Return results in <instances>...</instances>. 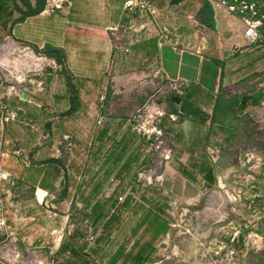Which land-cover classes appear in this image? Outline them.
I'll return each instance as SVG.
<instances>
[{
  "label": "crops",
  "instance_id": "obj_1",
  "mask_svg": "<svg viewBox=\"0 0 264 264\" xmlns=\"http://www.w3.org/2000/svg\"><path fill=\"white\" fill-rule=\"evenodd\" d=\"M58 1L62 0H45L39 14L22 19L26 11L22 0H0V35L28 47L27 55L33 54L34 48L36 51L46 46L60 49L70 76L78 78L76 81L80 86L99 85L104 64L111 65L114 92L111 96L95 97V102L100 104L97 122L101 118L102 123L98 125L96 122L98 126L94 135L86 127L80 129L85 157L90 152L95 165L109 166L116 176L121 175L122 178L128 177L126 174L134 165H145L151 159L149 154L154 148L128 124L137 105H142L141 93L136 95L134 88L139 83L131 76L137 60L145 62L147 70L163 80L165 87L170 90L172 87L166 103L160 108L151 107L162 109L167 116H174V120L165 117L161 121L164 150L157 163L164 166L159 177L165 180L164 192L170 194V199L194 197L192 201H198L201 195L204 196L200 190L222 187L223 178L219 174L223 168L241 166L246 169L245 158L250 151L255 153V167L264 169V163L257 156V151L263 148L257 134L264 124V22L260 29L262 40L252 43L244 38V27L237 17L211 5V28L204 26L196 16L195 24L199 27L190 31L187 26L184 29L169 27V30L161 22L152 36L144 31L133 35L127 32L131 27H126L123 34L116 25L107 30L96 18V13L86 10L87 6L98 5L102 10L110 0H98L94 5L88 0H64L60 10H49V6ZM249 1L257 2L259 13L264 15V0ZM27 2L32 9L38 5L36 0ZM168 2L178 7L181 1ZM160 11V17L166 16ZM178 18L181 20V16ZM122 21L124 19L120 18L117 23ZM149 24L144 23L140 29L145 30ZM162 28L168 29V34H164ZM41 59L34 60L31 68L40 69L48 60L55 61L46 56ZM17 68L21 69V66ZM45 78L48 80L49 76ZM155 78L153 86L159 80ZM21 81L16 84L20 85ZM143 82L148 86L151 84L148 80ZM23 92L19 91L20 99ZM26 94L29 98L30 94ZM67 97L69 106L66 111L70 108L69 93ZM172 97L179 98L180 104H171ZM104 100H110L111 107L116 108L115 113L105 109ZM82 101L86 102L85 97ZM78 111L86 112L83 108L81 110V105ZM28 117H32V113L22 111L18 121L2 133L0 152L19 154V161L14 157L17 163L9 160L0 162V169L8 175L0 183L18 182L32 187L36 200V191L42 188L47 193L45 199H53L55 189L48 183L53 179L50 170L63 165L60 151H56L58 155L53 151L55 130L52 133L29 126L25 122ZM61 135L68 140L66 145L69 146L73 141L72 135H68L66 130ZM47 138L48 141H44ZM27 159H30L29 165L25 164ZM54 159L58 160L57 164ZM100 184L89 195L96 196ZM195 189H198L197 194ZM67 196L68 193L63 192L57 195V200H67ZM68 208L72 211V206ZM161 211L176 212L177 206L169 203L161 207ZM261 228L264 229V223ZM253 234L259 239L254 250L245 248L242 264L249 260L250 264H264V233Z\"/></svg>",
  "mask_w": 264,
  "mask_h": 264
},
{
  "label": "rangeland",
  "instance_id": "obj_2",
  "mask_svg": "<svg viewBox=\"0 0 264 264\" xmlns=\"http://www.w3.org/2000/svg\"><path fill=\"white\" fill-rule=\"evenodd\" d=\"M88 1L90 4L98 3V0ZM110 1L102 10H99V5L87 6L86 10L96 13V18L107 30H112L116 25L123 34L126 27H131L127 32L133 35L143 31L147 35H154L149 19L146 21L138 13L123 11L124 0ZM149 1L166 15L157 19L156 28L161 22L169 30L187 26L190 31L199 27L195 22L196 16L199 21L201 17L200 0H182L178 7L168 0ZM178 16H181V20ZM120 18L124 21L118 24ZM144 23H150L146 26L149 29H140ZM27 48L0 35V104L8 112L17 114L21 110L32 113V117L25 119L29 126L52 133L55 130L53 151H60L63 165L50 170L53 179H49L48 183L55 189L53 199H45V190L37 189L36 197L40 203L33 196L32 187L18 182L0 183V202L5 220V228L0 233V264H64L71 256V235H74L73 243L80 247L82 254H88L87 264H137L134 256L146 245L145 254L149 258L143 264H225V257L215 256L220 240L242 251L236 258V264H242L245 248L250 251L256 247L253 242L258 238H254L253 233H264L261 228L264 223V169L255 167L254 151L246 154V169L241 166L223 168L219 174L223 178L222 187L199 189L204 196L201 195L198 201H192L194 197L170 199V194L164 192L166 182L159 177L164 166L157 164L164 150L162 138L155 141L142 136L154 148L149 154L151 159L145 165H134L126 178L116 176L111 167L95 165L90 152L84 156L80 136V129L86 127L94 135L98 126L97 109L100 104L95 102V97L111 96L114 92L111 65L104 64L99 85L80 86L76 81L78 78H72L78 89L81 110L83 108L86 112L77 111L72 116L62 117L69 106L63 68L52 60H48L40 69L31 68L34 60H43L41 58L44 56L36 51L27 55ZM18 65L21 69L17 68ZM146 67L145 62L135 61L131 76L139 83L134 88L136 95L141 93L142 105H137L129 120L146 109L152 114L160 110L165 113L163 118H169L162 109L151 107L160 108L166 103L172 94V87L171 90L165 87V82ZM46 75L49 76L48 80ZM154 77L159 80L153 86ZM145 80L151 82L150 86L143 82ZM18 81H21L20 85L16 84ZM11 88L15 94L5 97L4 94ZM19 91L29 93L30 97L21 100ZM84 97L86 102L82 101ZM103 103L109 113L116 112L110 100ZM17 121L18 116L7 123L3 131ZM128 124L133 127V122L129 121ZM64 130L73 137L69 146L66 145L68 140L61 135ZM257 138H261L263 147L257 151V156L264 163V124ZM44 141H48V138ZM160 143L161 148H155ZM7 155V158L0 160L1 163L8 160L17 163L14 157L19 161V154L16 156L7 152ZM25 162L29 165L30 159ZM82 176L86 179L82 180ZM98 183L101 184L97 195H89ZM63 192L68 193L67 200H57V195ZM194 193L197 194L198 189ZM169 203L176 205L177 211L163 213L161 207ZM68 206H72V211ZM163 221L168 222V228L157 234ZM235 234L239 241L231 243ZM62 243L67 246L60 251ZM80 260V257L73 258L74 264H79ZM249 261L246 264H250Z\"/></svg>",
  "mask_w": 264,
  "mask_h": 264
},
{
  "label": "built area",
  "instance_id": "obj_3",
  "mask_svg": "<svg viewBox=\"0 0 264 264\" xmlns=\"http://www.w3.org/2000/svg\"><path fill=\"white\" fill-rule=\"evenodd\" d=\"M212 6H217L223 8V10L230 16H235L239 19L240 23L244 27V38L248 41L254 43L262 40V36L260 34V29L263 26L264 15H261L258 10V4L255 1L249 0H207ZM64 0L58 1L57 3L49 6V10L56 11L62 8ZM124 11L128 14L138 13L141 18H146L151 20V24L153 29L156 28L157 19L161 16L160 9L149 0H125L124 1ZM146 27V26H145ZM149 29V28H145ZM162 32L164 34H168V29L162 28ZM11 88L7 93L4 94L5 97L9 98L13 94H15V90ZM1 101V98H0ZM147 110V109H146ZM146 110L139 114L136 118H131V122H133V130L142 136L146 137L148 140L154 139L158 141L163 137L162 129L160 128L161 121L165 116V113L157 111L155 114L151 113V111L146 112ZM171 120H174L173 115H169ZM17 119V114L15 112H8L2 105L0 104V139L2 137L4 126ZM98 125L102 123V119L98 120ZM134 123L136 124L134 126ZM132 124V123H131ZM158 143V142H157ZM163 143V142H162ZM161 143L156 145L155 148H161ZM7 153L0 152V160L7 158ZM169 158V157H166ZM27 164V163H25ZM3 172V175L0 174V181L7 179L8 175ZM5 220L2 212V205L0 202V233L4 230ZM254 238H258V235L253 234ZM254 240V244H256L257 240ZM238 236L235 234L231 239V243L238 242ZM246 245V244H245ZM240 251L238 248L234 247L233 244H227L224 240H220V244L217 248L216 257L222 258L225 257V264H236V258L238 257Z\"/></svg>",
  "mask_w": 264,
  "mask_h": 264
},
{
  "label": "trees",
  "instance_id": "obj_4",
  "mask_svg": "<svg viewBox=\"0 0 264 264\" xmlns=\"http://www.w3.org/2000/svg\"><path fill=\"white\" fill-rule=\"evenodd\" d=\"M180 1H182V0H174V2H176V3L180 2ZM36 2L38 5L35 6L34 9H32L30 7V5L28 4L27 0H22V4L26 8V11L23 13L22 19L25 17H28L30 15L39 14L43 10L44 5H45V0H36ZM200 15H201L200 22L204 26L211 28L213 26V9H212L211 4L207 0H202V7L200 9ZM34 51H36L35 48H34ZM36 53H38V54L40 53V54H43L44 56H46L48 58L55 59L57 64L63 68V73H64V76L66 78V83H67V89H68V92L70 94V108L68 111L63 113L62 117H68V116L74 115L79 110L80 105H81V101L78 97V89L75 86V84L73 83V79L70 76V73L66 67L65 56L63 55V52L56 47L46 46L43 50L36 51ZM57 162H58V160L54 159V163L57 164ZM167 228H168V222L163 221L161 223V227H160L159 231L157 232V234L163 230L164 231L167 230ZM73 238H74V235H71L70 236V244H69L71 256L69 257V259L64 264H74V261H73L74 257L75 258L76 257L82 258V260H80L79 264L89 263V261L87 260L88 254H82L80 247L73 243ZM64 245L65 244L62 243V245L60 247V251H62L67 246V245H65V246ZM146 246H148V245H146ZM146 246L143 247V249H141L134 256V262L135 263L143 264L149 258V256L145 254ZM90 264H92V263H90Z\"/></svg>",
  "mask_w": 264,
  "mask_h": 264
},
{
  "label": "water",
  "instance_id": "obj_5",
  "mask_svg": "<svg viewBox=\"0 0 264 264\" xmlns=\"http://www.w3.org/2000/svg\"><path fill=\"white\" fill-rule=\"evenodd\" d=\"M27 99V94L25 92L21 93V100H26ZM171 104H176L179 105L180 104V100L177 97H172L171 99ZM22 115V111L18 110L17 111V116L20 117Z\"/></svg>",
  "mask_w": 264,
  "mask_h": 264
},
{
  "label": "bare ground",
  "instance_id": "obj_6",
  "mask_svg": "<svg viewBox=\"0 0 264 264\" xmlns=\"http://www.w3.org/2000/svg\"><path fill=\"white\" fill-rule=\"evenodd\" d=\"M0 174L2 175L3 173H1V171H0Z\"/></svg>",
  "mask_w": 264,
  "mask_h": 264
}]
</instances>
